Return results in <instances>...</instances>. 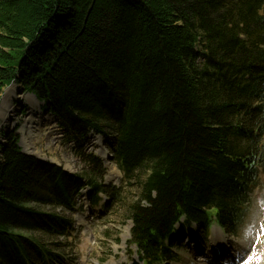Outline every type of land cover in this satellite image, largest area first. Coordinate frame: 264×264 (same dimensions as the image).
<instances>
[{
  "label": "trees",
  "instance_id": "1",
  "mask_svg": "<svg viewBox=\"0 0 264 264\" xmlns=\"http://www.w3.org/2000/svg\"><path fill=\"white\" fill-rule=\"evenodd\" d=\"M11 82L57 116L88 168L69 173L1 133L0 264L57 258L24 232L63 236L56 209L85 186L123 205L144 264L175 259L176 224L235 231L247 212L264 168V0H0V94ZM91 131L134 200L81 152Z\"/></svg>",
  "mask_w": 264,
  "mask_h": 264
},
{
  "label": "rangeland",
  "instance_id": "2",
  "mask_svg": "<svg viewBox=\"0 0 264 264\" xmlns=\"http://www.w3.org/2000/svg\"><path fill=\"white\" fill-rule=\"evenodd\" d=\"M13 86L17 92H24L20 85L13 84ZM24 93L26 94L27 92ZM15 100L21 103V107L15 104L17 108L19 110L20 108L21 110L24 109V115H26L29 110L27 102L20 99H14L13 102ZM39 105L42 106L41 103ZM43 114L53 118L49 114ZM18 117H22L20 113H18ZM14 125H4L0 128V141L3 142L4 140L1 133L13 130L12 127ZM40 129L41 135H37L36 138L38 139L34 140V145L30 146V149L33 150L31 151L30 149H26L18 128L19 145L25 152L59 164L70 172L83 173L85 171L86 165L83 162V158L75 153L73 143L64 140L65 136L61 133L54 118L52 121L43 120ZM81 151L85 154L92 153L97 156H101V152L111 155L109 146L104 143L103 138L94 132L89 133L85 146L81 148ZM118 171L120 175L115 173L110 176V171L106 167L105 179L103 181L108 185H124L122 173L119 169ZM124 186L127 200H131L132 198L134 200L138 192L137 186ZM249 196V213L241 226L238 227L235 236L223 233L226 240V250L228 253L229 248H233L234 252H238V250H241V247H239L241 246L240 241H248V245L241 251L244 257L243 259L241 256V262L244 264H264V245H262L261 250H257L258 247H252V244L257 245L261 241L260 239L264 238V169L260 173L258 186ZM89 198L90 193L88 189L83 190L77 199L79 205L77 210L73 213H69L68 211L62 212L64 215L72 218V228L67 236L57 239L54 236L40 232L32 231L24 233L48 248H54L56 247L55 243L60 242L61 246L57 250L60 254L59 264H141L135 253V248L129 246L128 240L130 239L132 225L123 205L116 201L108 202L105 196L100 195V204L91 207ZM87 205H89V211L86 209ZM49 209L48 207H44V210ZM82 211L86 213L87 218L82 215ZM79 218H82L83 222L78 223ZM188 229V232L175 237L176 246L174 251L176 260L170 264H212L210 259H206L210 255V250L211 252L213 251L211 240L213 237L215 241H218V238L221 240L224 238L223 234L221 233L217 237L211 230L209 232L200 230L194 224H191ZM188 234H193V240L195 241L191 240L188 242ZM238 242L239 245L237 244ZM212 255V258H214V254ZM220 261L224 264L233 263V260L229 258H221ZM214 264L217 263L214 262Z\"/></svg>",
  "mask_w": 264,
  "mask_h": 264
},
{
  "label": "bare ground",
  "instance_id": "3",
  "mask_svg": "<svg viewBox=\"0 0 264 264\" xmlns=\"http://www.w3.org/2000/svg\"><path fill=\"white\" fill-rule=\"evenodd\" d=\"M14 99H20L22 101L27 102L29 110L26 115L21 113V108L20 110L17 108V106L13 102ZM18 113H20V116H22L21 118L18 117ZM43 113H46V112L41 110L39 102L33 95L27 94V93L25 94L21 91L17 92L13 84L10 85L7 89H5V91L3 92L0 98V128L4 125L10 126V125H14L17 123L19 124L21 122L20 127H19V132L22 136L21 139H23V143L25 144V147L27 150L30 149L31 145H34V140L38 139L36 138L37 135H41L40 127H41L42 121L43 120L52 121L53 118L56 121V118L52 116L51 114L46 113V114L51 115L53 118ZM11 121L12 123H10ZM30 150L33 151L32 149ZM101 154H102L101 156L104 159V162L108 170L110 171L109 175L111 176L112 174H115V173L119 174L118 170H116L117 169L116 165L112 163L111 160H109V157H110L109 154L106 155L105 152H101ZM80 222H83L82 218H79L78 223ZM213 233L215 236L218 237V235L221 234V231L219 228L214 227ZM218 239L219 240L215 242L220 246L223 240H220V238ZM240 242H241L240 247H242L243 249L244 247H246V245H248V241H240ZM221 251L222 253L220 255L224 254L222 247H221Z\"/></svg>",
  "mask_w": 264,
  "mask_h": 264
},
{
  "label": "water",
  "instance_id": "4",
  "mask_svg": "<svg viewBox=\"0 0 264 264\" xmlns=\"http://www.w3.org/2000/svg\"><path fill=\"white\" fill-rule=\"evenodd\" d=\"M10 85H11V84H10ZM10 85H9V86H10ZM9 86H8V87H9Z\"/></svg>",
  "mask_w": 264,
  "mask_h": 264
}]
</instances>
